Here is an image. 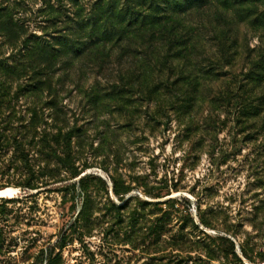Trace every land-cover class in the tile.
I'll return each instance as SVG.
<instances>
[{
	"label": "rangeland",
	"instance_id": "374dc122",
	"mask_svg": "<svg viewBox=\"0 0 264 264\" xmlns=\"http://www.w3.org/2000/svg\"><path fill=\"white\" fill-rule=\"evenodd\" d=\"M224 1L182 19L176 56L71 34L96 0H0V189L19 191L0 198V264H264V28L247 16L264 0Z\"/></svg>",
	"mask_w": 264,
	"mask_h": 264
},
{
	"label": "trees",
	"instance_id": "16d2710c",
	"mask_svg": "<svg viewBox=\"0 0 264 264\" xmlns=\"http://www.w3.org/2000/svg\"><path fill=\"white\" fill-rule=\"evenodd\" d=\"M261 1L238 0L235 3L248 7L249 4L255 6ZM211 2L212 0H96L87 13L89 14L86 17L87 22L78 18L76 25L70 28V32L72 34L76 31L89 38L96 39L93 46L97 48L102 45L101 42L109 44L113 41L118 43L129 40L132 34L149 40L156 37L166 45L165 52L167 54L170 55L173 52L176 56H183L189 48L193 47L195 35L191 29L183 28L182 19L197 10L207 7ZM223 4L224 9L227 11L232 10L233 3L231 1L225 0ZM247 16L249 18L253 16L252 24L254 26L264 28V12L258 15L248 14ZM57 41H59V44L73 48L71 40L67 36L65 40L58 39ZM51 46L55 48L53 45ZM93 46L85 44L80 52L85 53ZM39 48L44 52L49 50L41 45H39ZM255 65L264 71V56ZM25 186L34 188L31 185ZM177 199L159 202L157 206L165 213H169L170 210L177 211L174 205L179 201ZM70 227L71 225H69ZM67 242V237L64 235L55 244H61L64 247Z\"/></svg>",
	"mask_w": 264,
	"mask_h": 264
},
{
	"label": "bare ground",
	"instance_id": "6f19581e",
	"mask_svg": "<svg viewBox=\"0 0 264 264\" xmlns=\"http://www.w3.org/2000/svg\"><path fill=\"white\" fill-rule=\"evenodd\" d=\"M18 192V189L15 187H6L0 189V195H2L0 198H14Z\"/></svg>",
	"mask_w": 264,
	"mask_h": 264
},
{
	"label": "water",
	"instance_id": "95a60500",
	"mask_svg": "<svg viewBox=\"0 0 264 264\" xmlns=\"http://www.w3.org/2000/svg\"><path fill=\"white\" fill-rule=\"evenodd\" d=\"M0 196H2V195H0Z\"/></svg>",
	"mask_w": 264,
	"mask_h": 264
}]
</instances>
